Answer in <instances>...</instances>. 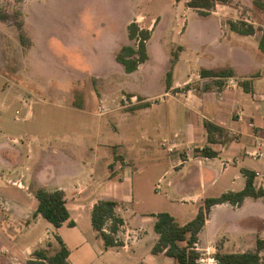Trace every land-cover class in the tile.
Wrapping results in <instances>:
<instances>
[{"label":"crops","instance_id":"1","mask_svg":"<svg viewBox=\"0 0 264 264\" xmlns=\"http://www.w3.org/2000/svg\"><path fill=\"white\" fill-rule=\"evenodd\" d=\"M160 1L161 9L149 21L139 13L125 23L127 28L133 21H144L147 24L139 26L152 31L148 60L132 73H126L115 60L120 48L130 42L127 29L126 40L113 54V69L129 77L143 76L140 83H117L111 94L74 92L64 96L70 101V111L97 122L96 143L93 148L86 146L90 154L78 159L84 155V150L78 153L83 149L81 143L75 148L76 155L63 147L66 144L60 148L46 139L44 144H36L29 129L12 133L0 125V264H27L34 250L46 248L48 243L56 247L55 236L66 246L69 264H176L172 257L151 252L158 240L154 215L166 212L185 225L206 199L242 190L246 183L242 170L255 174L253 185L264 193V54L259 49L264 22L258 21L264 17V8L254 0L217 1L209 10L190 8V0ZM43 2L0 0V74L12 75V86L23 92L27 90L18 82L22 86L34 82L11 71V63L31 66L38 51L49 49L46 37L40 42L36 37V33L38 37L43 34L46 18L33 8H40ZM260 2L264 5V0ZM243 10L250 12L251 18ZM165 20L172 22L171 43L179 51L175 57L169 58L165 49L167 40L161 33L167 27ZM230 22L252 25L254 33L235 32ZM156 37L168 62H161L164 69L154 81V71L147 66L153 63L149 62L150 47ZM200 52H206L210 62H189L188 57L198 58ZM191 64L197 69L190 71ZM202 68H230L234 76L202 78ZM167 72L171 74L168 87ZM126 96L133 103L131 108L123 104ZM78 98L84 101L81 107L74 105ZM152 113L158 114L155 122L145 119ZM104 117L109 121L102 125ZM205 124L218 131L209 132ZM152 132L153 138L149 136ZM204 148L215 155L203 156L200 151ZM147 172L155 173L152 190L145 184ZM39 188L64 194L69 218L57 229L42 216L33 217L38 206L34 192ZM99 200L118 203L115 213L122 223L114 233L115 247L105 248L92 227V209ZM124 230L132 236L129 241L118 234ZM197 238V264L215 259L217 252L254 251L257 239L264 241V195L247 197L239 206L223 203L211 207Z\"/></svg>","mask_w":264,"mask_h":264},{"label":"rangeland","instance_id":"2","mask_svg":"<svg viewBox=\"0 0 264 264\" xmlns=\"http://www.w3.org/2000/svg\"><path fill=\"white\" fill-rule=\"evenodd\" d=\"M162 5L160 0L150 3L147 0H45L40 8H33V12L45 13V24L41 29L43 34L38 37L36 33V37L39 42L42 36L46 37L49 49L38 51L36 62H31V66L27 62L11 63L13 64L11 71L18 73L23 80L30 79L34 82V85L30 86H22L18 82L22 90L26 88V92L15 85L12 86L11 83L14 81L12 75L7 74L5 77L0 74V125L6 126L12 133L20 128L29 129L36 137V144H44L43 139L60 148L66 144L63 147H67L74 154L75 148L81 143L83 149L78 153L84 150V155L81 157L78 155V159L85 157V153L90 154L91 151L86 146L93 148L96 143L97 122L78 111H70L68 109L70 101L64 96L74 92L79 95L96 94L98 91L111 94L118 86L117 83L121 85L140 83L143 76L129 77L113 69L115 63L113 54L119 43L126 40L125 23L131 15L142 13L149 21ZM19 6L20 10L22 6ZM13 9L17 10V7L13 6ZM243 14L251 18V13L247 10H243ZM258 19L259 22H264V17L260 16ZM171 23L165 20L167 27L161 28V33L167 40L165 49H168L169 58L170 55L175 57L179 52L176 45L171 43ZM139 24L143 26L147 23L140 21ZM157 37L150 47L149 62L153 63L147 66L154 71V81L164 69L161 62H168L158 46ZM204 53L200 52L198 58L187 59L189 62H210L208 55ZM195 69H197L195 65L191 64L190 71ZM91 74L98 79L93 80ZM5 83L9 87L5 88ZM80 99L75 101V107L84 105V101ZM138 101H134V104ZM123 104L127 106L126 108L133 106L127 96ZM16 111L19 112L18 115ZM157 115L152 113L145 119L155 122L158 120ZM104 118L105 123L102 121V125L109 121L107 117ZM147 129L150 131L151 128ZM154 135L153 132L149 134L151 138ZM23 140V143L27 142V139ZM7 142L10 144L9 140ZM124 143L130 153L127 142ZM32 167L37 168L35 164H32ZM85 168L83 166L84 170ZM148 172L145 173L147 176L145 184L152 190L156 177L154 172Z\"/></svg>","mask_w":264,"mask_h":264},{"label":"trees","instance_id":"3","mask_svg":"<svg viewBox=\"0 0 264 264\" xmlns=\"http://www.w3.org/2000/svg\"><path fill=\"white\" fill-rule=\"evenodd\" d=\"M225 3L227 0H190L188 6L193 9L209 10L214 7L216 2ZM261 0H254V4L260 8H264ZM231 30L240 34L252 35L254 28L245 22L229 23ZM127 38L133 44L123 45L115 55V60L122 65L126 73L136 71L139 66L148 60L147 42L151 37L152 31L139 26L135 21L127 25ZM259 49L264 54V36L259 41ZM170 72L166 74V84L169 85ZM199 75L202 78L210 77L217 79H227L233 77V71L230 68H221L217 70L200 69ZM221 85L222 82L218 81ZM247 90L246 82L241 83ZM209 132L218 131V129L210 124H205ZM209 140L213 139L209 136ZM200 153L205 157H213L215 154L209 149L204 148ZM246 178L245 187L240 191H228L222 193L216 198H208L204 201V205L199 209L196 216L186 223L180 225L173 216L166 212L156 215L154 231L158 235V240L154 244L151 252L153 254H164L167 257L175 259L176 264H197L200 254L194 249L197 243V235L204 226L211 207L228 203L233 206H239L247 197L258 198L264 195L263 190H256L253 185L255 174L248 170H242ZM34 197L38 201V206L33 214L42 216L50 222L55 229L65 223L69 218V212L65 206L64 194L62 191L47 192L44 189H36ZM118 203L112 200H99L93 207L91 213V224L97 235L102 239L105 248L115 247L114 233L118 229V225L122 223V219L116 215L115 208ZM108 231H105L106 224ZM73 223H71L72 225ZM57 246L53 247L50 243L46 248L34 250L27 264H69L67 261L68 250L62 240L55 236ZM182 242L186 244L181 245ZM218 264H264V241L257 239L254 251L243 253H219L215 255Z\"/></svg>","mask_w":264,"mask_h":264},{"label":"built area","instance_id":"4","mask_svg":"<svg viewBox=\"0 0 264 264\" xmlns=\"http://www.w3.org/2000/svg\"><path fill=\"white\" fill-rule=\"evenodd\" d=\"M16 113H18V111H16ZM171 150V149H170ZM123 229V228H122ZM121 230V229H120ZM120 236H122V238L125 240V241H129V239L132 237L130 236V233L128 235V233L126 232V230H124L122 233H118ZM122 234V235H121ZM119 235L117 236L119 238ZM124 242V241H123ZM125 243V244H124ZM123 243V246L126 247L125 245L127 244V242H124ZM201 264H218L217 261L213 258H208V259H205V260H201Z\"/></svg>","mask_w":264,"mask_h":264}]
</instances>
